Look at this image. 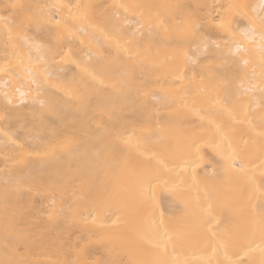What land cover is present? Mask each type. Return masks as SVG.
I'll return each mask as SVG.
<instances>
[{
    "label": "bare ground",
    "instance_id": "bare-ground-1",
    "mask_svg": "<svg viewBox=\"0 0 264 264\" xmlns=\"http://www.w3.org/2000/svg\"><path fill=\"white\" fill-rule=\"evenodd\" d=\"M0 264H264V0H0Z\"/></svg>",
    "mask_w": 264,
    "mask_h": 264
}]
</instances>
